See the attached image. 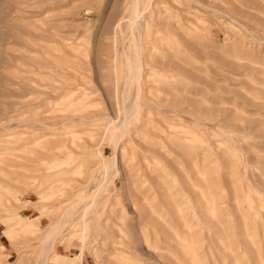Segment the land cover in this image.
<instances>
[{
    "label": "rangeland",
    "instance_id": "rangeland-1",
    "mask_svg": "<svg viewBox=\"0 0 264 264\" xmlns=\"http://www.w3.org/2000/svg\"><path fill=\"white\" fill-rule=\"evenodd\" d=\"M0 264H264V0H0Z\"/></svg>",
    "mask_w": 264,
    "mask_h": 264
},
{
    "label": "bare ground",
    "instance_id": "bare-ground-1",
    "mask_svg": "<svg viewBox=\"0 0 264 264\" xmlns=\"http://www.w3.org/2000/svg\"><path fill=\"white\" fill-rule=\"evenodd\" d=\"M134 18V17H133Z\"/></svg>",
    "mask_w": 264,
    "mask_h": 264
}]
</instances>
